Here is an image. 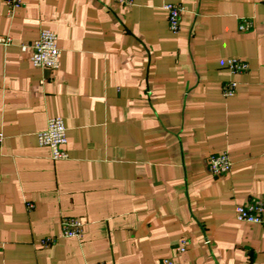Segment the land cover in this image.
<instances>
[{"label": "crops", "instance_id": "1", "mask_svg": "<svg viewBox=\"0 0 264 264\" xmlns=\"http://www.w3.org/2000/svg\"><path fill=\"white\" fill-rule=\"evenodd\" d=\"M21 1L0 0V264H264V225L234 210L264 197V0ZM169 2L185 7L178 32ZM45 28L56 70L22 48ZM53 116L67 159L39 144ZM222 152L233 166L215 176Z\"/></svg>", "mask_w": 264, "mask_h": 264}, {"label": "built area", "instance_id": "2", "mask_svg": "<svg viewBox=\"0 0 264 264\" xmlns=\"http://www.w3.org/2000/svg\"><path fill=\"white\" fill-rule=\"evenodd\" d=\"M126 5L132 4V0H118ZM21 0H7L11 10L21 5ZM164 8L168 12L169 28L173 32L181 29L182 15L185 7L182 3H165ZM253 26V21L243 19L239 25L240 31H248ZM57 35L50 29H42L37 39L28 44H23L24 50H32L31 60L36 67L56 70L59 67L60 48L57 42ZM12 38L0 37V43L10 44ZM228 67L233 73H246L250 69L247 61L238 57H229ZM238 90V82L235 80L226 81L223 85V95L234 96ZM39 144L49 148L51 157L54 160L67 159L69 157L65 145L67 144V127L64 119L60 116L48 118L47 127L38 132ZM3 141V134L0 132V144ZM233 162L228 152L212 154L208 159V170L215 176L228 174ZM235 216L240 221L264 225V197H253L244 204L235 206ZM85 222L75 217H64L61 221V231L64 237H80L83 233ZM57 242L54 237L41 239V245L50 246ZM187 250V241L183 240L179 247V253ZM97 264H105L100 262ZM160 264H176L172 258H165Z\"/></svg>", "mask_w": 264, "mask_h": 264}]
</instances>
